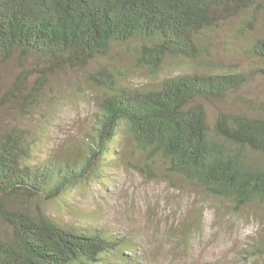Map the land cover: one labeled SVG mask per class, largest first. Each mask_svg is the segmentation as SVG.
I'll list each match as a JSON object with an SVG mask.
<instances>
[{
	"label": "trees",
	"instance_id": "1",
	"mask_svg": "<svg viewBox=\"0 0 264 264\" xmlns=\"http://www.w3.org/2000/svg\"><path fill=\"white\" fill-rule=\"evenodd\" d=\"M263 21L264 0H0V74L11 60L22 65L0 105L14 98L24 111L51 75L78 69L97 103L67 158L34 161L41 132L0 126V264H108L113 253L139 264L136 238L83 222L74 201L118 167L105 160L117 150L147 178L193 184L234 213L264 208V115L211 113L249 79L214 60L216 37L233 33L264 61ZM123 50L160 79L131 83ZM168 60L191 65L162 73Z\"/></svg>",
	"mask_w": 264,
	"mask_h": 264
},
{
	"label": "rangeland",
	"instance_id": "2",
	"mask_svg": "<svg viewBox=\"0 0 264 264\" xmlns=\"http://www.w3.org/2000/svg\"><path fill=\"white\" fill-rule=\"evenodd\" d=\"M247 43L228 31L216 37L214 60L220 67L248 73L249 79L239 90L215 102L212 115L214 109L225 108L264 115V61L246 53ZM119 54V60L131 66V83L144 85L160 79L134 65L132 51ZM190 65L168 60L162 73ZM21 70L16 59L3 66L1 98ZM26 70H33L31 64ZM34 79L32 75L29 82ZM90 88L84 83L82 70L58 72L50 76L36 102L24 111L14 98L1 100L0 126L16 123L36 135L41 132L45 141L35 151L34 161L67 158L79 147V137L97 110ZM115 152L118 157L105 160L119 159L118 167L106 170L102 184L93 180L90 188L81 187L74 195L75 205L86 217L83 222L95 220L94 225L109 228L121 237L136 238L139 264H264V208L255 204L234 213L228 200L210 196L179 179L182 188L162 179H149L130 166L123 154L121 159L118 150ZM70 204L74 205L72 201ZM67 216L72 219L74 211ZM124 254L131 253L125 250ZM119 258L111 254L108 264H123Z\"/></svg>",
	"mask_w": 264,
	"mask_h": 264
}]
</instances>
